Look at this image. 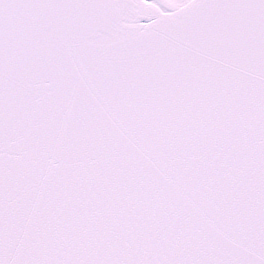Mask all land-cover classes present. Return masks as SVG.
Listing matches in <instances>:
<instances>
[{
	"label": "snow or ice",
	"instance_id": "obj_1",
	"mask_svg": "<svg viewBox=\"0 0 264 264\" xmlns=\"http://www.w3.org/2000/svg\"><path fill=\"white\" fill-rule=\"evenodd\" d=\"M0 264H264V0H0Z\"/></svg>",
	"mask_w": 264,
	"mask_h": 264
}]
</instances>
